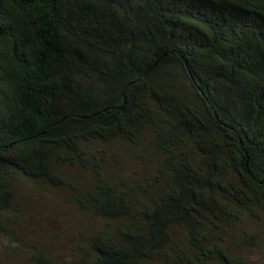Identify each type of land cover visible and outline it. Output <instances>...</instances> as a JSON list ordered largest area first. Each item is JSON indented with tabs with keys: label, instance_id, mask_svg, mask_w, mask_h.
Wrapping results in <instances>:
<instances>
[{
	"label": "trees",
	"instance_id": "trees-1",
	"mask_svg": "<svg viewBox=\"0 0 264 264\" xmlns=\"http://www.w3.org/2000/svg\"><path fill=\"white\" fill-rule=\"evenodd\" d=\"M147 134L154 171L109 175ZM21 182L87 231L31 264H248L226 244L264 212V0H0V239Z\"/></svg>",
	"mask_w": 264,
	"mask_h": 264
},
{
	"label": "rangeland",
	"instance_id": "rangeland-1",
	"mask_svg": "<svg viewBox=\"0 0 264 264\" xmlns=\"http://www.w3.org/2000/svg\"><path fill=\"white\" fill-rule=\"evenodd\" d=\"M150 135H144L137 145L117 141L105 147L107 154L104 168L113 178L124 176L143 177L154 171L155 162L150 157L147 143ZM71 170V169H65ZM81 180L90 178L89 173L71 170ZM79 179V178H78ZM23 209L12 239H0V264H31L28 248L38 245L51 256L73 259L76 247L87 238L85 221L76 208L66 201L63 189H37L26 182L18 184ZM233 236L227 242L232 256L243 257L248 264H264V212L258 217H247L230 230ZM245 237L249 238L245 241ZM245 241V242H244Z\"/></svg>",
	"mask_w": 264,
	"mask_h": 264
}]
</instances>
